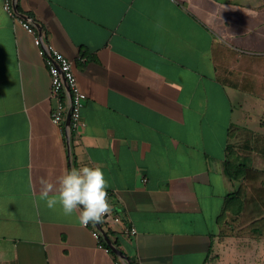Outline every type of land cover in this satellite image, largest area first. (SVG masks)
<instances>
[{
  "label": "crops",
  "instance_id": "0c3cea01",
  "mask_svg": "<svg viewBox=\"0 0 264 264\" xmlns=\"http://www.w3.org/2000/svg\"><path fill=\"white\" fill-rule=\"evenodd\" d=\"M3 4L0 264H212L230 217L251 208L264 220L251 157L244 177L228 170L240 164V115L264 104V0H15L74 63L87 95L75 137L52 123L48 65ZM85 165L109 182L121 222L96 225L123 256L99 249L78 214L39 199V177L55 184ZM132 225L138 235H124Z\"/></svg>",
  "mask_w": 264,
  "mask_h": 264
},
{
  "label": "built area",
  "instance_id": "2783aa9c",
  "mask_svg": "<svg viewBox=\"0 0 264 264\" xmlns=\"http://www.w3.org/2000/svg\"><path fill=\"white\" fill-rule=\"evenodd\" d=\"M3 10L29 35L34 37V45L38 50V54L48 65L51 77L50 97L57 101L56 106L51 112L52 123L62 129L63 132L69 134V137L78 136L81 128L84 126L83 109L87 101V95L80 87L74 71V63L66 58L53 44L45 41L44 38L38 34L32 21L21 16L16 11L15 0H4ZM64 96L67 98L64 99ZM68 120L69 124H67ZM146 182L147 180L144 179L143 183ZM102 221L117 224L121 222V218L119 216L112 217L108 214ZM84 228L92 232L99 249L108 254H114L111 247L106 244L104 236L96 223L90 222L86 227L84 226ZM123 234L136 237L138 235V230L132 225L125 228ZM117 264L122 263L119 261Z\"/></svg>",
  "mask_w": 264,
  "mask_h": 264
},
{
  "label": "rangeland",
  "instance_id": "374dc122",
  "mask_svg": "<svg viewBox=\"0 0 264 264\" xmlns=\"http://www.w3.org/2000/svg\"><path fill=\"white\" fill-rule=\"evenodd\" d=\"M257 108L256 115H240L239 134L232 138L231 143L237 149L239 165L243 166L242 161H246L250 156V166L263 178L264 115L261 113L264 111V104H257ZM242 177L244 175H240V178ZM257 185L259 186L258 183ZM249 193L251 197L256 198L259 195L264 199V193L255 192L254 188ZM253 210L250 208L245 215H233L229 218L228 227L226 226L222 233V241L212 253V264H234L233 259L237 256L264 258V220L257 221L262 215ZM261 212L259 210V213ZM262 262L257 264H264Z\"/></svg>",
  "mask_w": 264,
  "mask_h": 264
},
{
  "label": "clouds",
  "instance_id": "9594fccd",
  "mask_svg": "<svg viewBox=\"0 0 264 264\" xmlns=\"http://www.w3.org/2000/svg\"><path fill=\"white\" fill-rule=\"evenodd\" d=\"M155 27L161 29L163 25L158 22ZM38 183L39 199L46 207L55 209L59 205L66 216L78 214L81 226L100 223L112 211L107 192L110 185L99 166L65 169L55 184L45 177H39Z\"/></svg>",
  "mask_w": 264,
  "mask_h": 264
},
{
  "label": "trees",
  "instance_id": "16d2710c",
  "mask_svg": "<svg viewBox=\"0 0 264 264\" xmlns=\"http://www.w3.org/2000/svg\"><path fill=\"white\" fill-rule=\"evenodd\" d=\"M229 175L232 179H238L240 175H244V166L237 164L228 165ZM107 244V243H106ZM108 245V244H107Z\"/></svg>",
  "mask_w": 264,
  "mask_h": 264
},
{
  "label": "water",
  "instance_id": "95a60500",
  "mask_svg": "<svg viewBox=\"0 0 264 264\" xmlns=\"http://www.w3.org/2000/svg\"><path fill=\"white\" fill-rule=\"evenodd\" d=\"M68 124H69V120H68ZM106 240H107L109 246L111 247V249H112V251H113L114 253L119 254L120 256H123V253H122L121 251H119L118 249H116V248L112 245V243L110 242V240H109L107 237H106Z\"/></svg>",
  "mask_w": 264,
  "mask_h": 264
}]
</instances>
